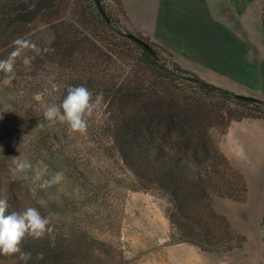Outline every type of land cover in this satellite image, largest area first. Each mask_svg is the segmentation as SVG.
<instances>
[{
  "label": "rangeland",
  "instance_id": "rangeland-1",
  "mask_svg": "<svg viewBox=\"0 0 264 264\" xmlns=\"http://www.w3.org/2000/svg\"><path fill=\"white\" fill-rule=\"evenodd\" d=\"M64 1L58 18L65 15L78 31L96 40L98 46L103 45L109 54L112 49L127 48L117 37L106 36L102 24L87 22L83 12L85 7L96 9L94 0ZM100 2L117 30L149 43L173 67L176 63L173 54L152 36L158 24L161 0ZM216 2L227 4L225 0ZM251 5L255 11L262 1L251 0ZM29 29L21 37L0 43V59L7 58L18 38L35 43L39 54L41 47H49L54 37L50 25L33 21ZM6 30L3 23L0 33ZM102 37L107 38L102 40ZM86 44V58L75 59L72 64H61L57 58L40 61L36 50L26 51V55L35 57L31 71H25L18 61L13 84L6 87L0 83V198L8 200L12 211L32 206L42 215L50 216L52 224L60 229V236L68 240L61 244L82 250L94 263L115 264L122 260L124 264H264V122L236 129L229 138L226 136L230 128L225 135L218 129L211 130L217 147L248 184L245 202L218 195L213 198L214 211L227 218L236 235L245 237L242 247L205 251L200 246L177 243L169 220L170 197L153 185L147 186L125 165L113 145V122L103 98L88 118L85 134L72 132L67 124L49 125L44 118L46 105L62 103L75 80L84 85L92 77L97 84L111 87L126 82L127 66L119 63L117 69L114 62H105L106 57H99L96 46ZM255 90L251 97L262 99L264 89ZM37 96L42 99L38 100ZM6 107L8 112L4 111ZM245 120L253 123L254 119ZM38 123L44 127H37ZM6 128L18 129L21 133L9 141L3 134ZM19 156L31 162L33 170L16 172L11 158ZM35 168L44 173L39 181L33 180ZM58 172L63 174L60 183L40 187ZM242 230L250 233L249 243ZM235 240L234 245L238 243ZM27 242L28 246L22 249L31 253L28 264H32L36 261L39 240L29 238ZM0 264L24 262L0 255Z\"/></svg>",
  "mask_w": 264,
  "mask_h": 264
},
{
  "label": "trees",
  "instance_id": "trees-1",
  "mask_svg": "<svg viewBox=\"0 0 264 264\" xmlns=\"http://www.w3.org/2000/svg\"><path fill=\"white\" fill-rule=\"evenodd\" d=\"M94 2L96 9H84L87 22L102 24L106 36L117 37L127 48L112 49L109 54L65 15L58 18L64 0H0V26L4 23L7 28L0 33V43L27 34L33 21L41 22L51 26L54 37L49 47L40 48V61L57 58L61 64H72L75 59L83 60L88 43L96 46L99 57H106L105 62H114L117 69L119 63L127 66L126 82L119 85L97 84L89 77L86 84L75 80L69 87L84 86L93 94H102L113 122V145L125 165L147 186L170 197L169 220L177 243L205 251L241 248L245 237L236 235L227 218L214 211L213 198L218 195L245 202L248 184L217 147L211 130L225 135L234 122L264 119V100L217 87L176 63L169 67L149 43L117 30L100 0ZM122 71L124 76L126 70ZM3 131L9 141L21 133L18 129ZM59 230L56 228L54 241L47 236L39 239L37 254L43 253L44 258L36 256L32 264L103 263L90 261L78 248L64 247L61 241L68 240ZM29 238L23 242L25 248ZM235 239L238 243L234 245Z\"/></svg>",
  "mask_w": 264,
  "mask_h": 264
},
{
  "label": "crops",
  "instance_id": "crops-1",
  "mask_svg": "<svg viewBox=\"0 0 264 264\" xmlns=\"http://www.w3.org/2000/svg\"><path fill=\"white\" fill-rule=\"evenodd\" d=\"M225 1L161 0L153 40L173 54L179 67L217 87L251 96L257 87L264 89V3L253 11L251 0ZM248 122L233 123L226 137L264 120ZM243 232L249 243L250 233Z\"/></svg>",
  "mask_w": 264,
  "mask_h": 264
},
{
  "label": "clouds",
  "instance_id": "clouds-1",
  "mask_svg": "<svg viewBox=\"0 0 264 264\" xmlns=\"http://www.w3.org/2000/svg\"><path fill=\"white\" fill-rule=\"evenodd\" d=\"M14 48L7 58L0 59V73L3 79L0 81L4 86H11L17 75V62L24 65L25 71H31L35 57L26 55V51L36 50L37 46L31 40L18 38L14 42ZM102 94L93 93L84 86L69 87L66 97L62 103H51L46 105L44 118L49 125L59 122L67 124L74 133L85 134L88 128V118L93 115L94 110L102 101ZM37 99H42L37 96ZM5 112H8L6 107ZM37 127H44L38 123ZM15 166V171L26 173L33 170L31 162L22 160L21 157L11 158ZM44 175L39 168H35L34 181H39ZM63 179L62 173H55L50 180H46L40 185L41 188L58 184ZM10 205L7 199L0 198V255L16 257L19 261L28 264L32 259L29 252L22 249L23 242L27 237L39 240L47 236L54 241L55 225L52 224L50 216L41 214L38 208L28 206L21 210L9 211ZM43 253L37 254V259L42 260Z\"/></svg>",
  "mask_w": 264,
  "mask_h": 264
},
{
  "label": "water",
  "instance_id": "water-1",
  "mask_svg": "<svg viewBox=\"0 0 264 264\" xmlns=\"http://www.w3.org/2000/svg\"><path fill=\"white\" fill-rule=\"evenodd\" d=\"M98 6L101 7V5L98 3ZM102 13L105 15V13L102 11ZM142 45L146 46L147 49H150V46H148L146 43L138 40Z\"/></svg>",
  "mask_w": 264,
  "mask_h": 264
}]
</instances>
